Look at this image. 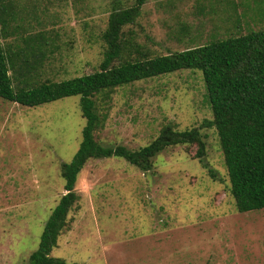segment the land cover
I'll list each match as a JSON object with an SVG mask.
<instances>
[{
  "label": "rangeland",
  "instance_id": "rangeland-1",
  "mask_svg": "<svg viewBox=\"0 0 264 264\" xmlns=\"http://www.w3.org/2000/svg\"><path fill=\"white\" fill-rule=\"evenodd\" d=\"M16 2L21 33L58 35L47 72L61 80L98 70L109 13L134 0ZM262 29L264 0H147L127 30L151 54L166 55ZM79 101L28 108L0 99V264H29L64 194L61 166L76 154L85 125ZM100 114L95 139L105 147L136 151L171 125L199 129L205 154L198 159L196 146L171 147L149 172L119 158L90 160L52 257L77 264H264V209L236 211L217 133L204 124L212 113L201 72L118 88Z\"/></svg>",
  "mask_w": 264,
  "mask_h": 264
},
{
  "label": "trees",
  "instance_id": "trees-1",
  "mask_svg": "<svg viewBox=\"0 0 264 264\" xmlns=\"http://www.w3.org/2000/svg\"><path fill=\"white\" fill-rule=\"evenodd\" d=\"M146 2L134 0L131 6L112 8L100 35L102 59L97 71L59 80L47 72L58 50V35L21 33L18 3L0 0V99L35 108L78 96L85 120L76 154L61 166L64 194L45 223L29 264H77L51 253L68 227V215L78 202V176L90 160L119 158L149 172L153 159L171 147L196 146L195 157L203 158L205 142L197 128L177 131L165 125L150 144L136 151L105 147L95 139L104 123L100 104L108 103L116 89L180 71L202 74L212 113V120L204 124L217 133L236 211L264 209V29L155 55L127 30L140 18Z\"/></svg>",
  "mask_w": 264,
  "mask_h": 264
}]
</instances>
